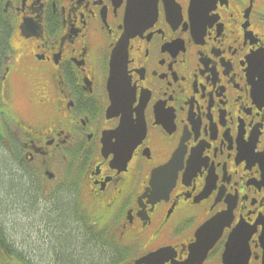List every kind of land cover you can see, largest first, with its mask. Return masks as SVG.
Instances as JSON below:
<instances>
[{"label":"flooded vegetation","instance_id":"1","mask_svg":"<svg viewBox=\"0 0 264 264\" xmlns=\"http://www.w3.org/2000/svg\"><path fill=\"white\" fill-rule=\"evenodd\" d=\"M125 7L0 0L2 147L37 199L73 191L114 264H264V0H157L120 42Z\"/></svg>","mask_w":264,"mask_h":264},{"label":"trees","instance_id":"2","mask_svg":"<svg viewBox=\"0 0 264 264\" xmlns=\"http://www.w3.org/2000/svg\"><path fill=\"white\" fill-rule=\"evenodd\" d=\"M7 31L6 21L0 11V54L5 49ZM3 151L8 156V163L0 161V210L8 203L5 212L2 210L5 215L10 212L8 206H12L11 208H18L20 217H26L27 205L31 206L33 201L37 200V181L31 175L34 171L19 164L14 154L5 151L0 143V152ZM14 169L17 173L27 176L26 182L20 181L19 186L10 179H18L12 174ZM73 194L72 190H67L42 200L48 208H45L44 214H40L43 216L40 222L44 227V235H41L39 242L46 247L43 249L45 256L50 257L47 264H114L116 252L96 236L93 227L90 228L86 224V219L81 214L80 217L77 215L74 202L72 204ZM14 210L12 209L11 214H14ZM12 260L32 264L28 253L19 250L15 240L0 222V264H11Z\"/></svg>","mask_w":264,"mask_h":264},{"label":"rangeland","instance_id":"3","mask_svg":"<svg viewBox=\"0 0 264 264\" xmlns=\"http://www.w3.org/2000/svg\"><path fill=\"white\" fill-rule=\"evenodd\" d=\"M0 161L2 163H8L7 162L8 156L6 155L4 151L0 152ZM9 166L11 168V165ZM13 171L14 173L12 174L17 176L18 179L14 180L13 178H10L11 177L10 176L9 178L11 179V181H14L15 184L18 183V186H19L20 181L21 183L26 182V179H27L26 175L17 173L15 169ZM73 202L74 200L72 201V204ZM6 205H9V204L6 203ZM6 205L1 207L4 212L7 209ZM11 207L12 206H8V210L10 211L8 215H5L4 212L0 210L1 212L0 222L6 229L10 237L15 240V243L16 245H18L19 250H25L28 253L29 258L32 259L30 260L32 264H47L48 262L47 259H50V257H48L49 255L45 256V254L43 253V249H45L46 247L45 246L43 247V245L40 244L39 240H40L41 235H44V229H43L44 227L40 222L43 216L40 214H44V210H46L45 208H48V206L42 202V199L34 200L33 205L31 206L27 205V211H25L26 217L24 216L20 217L17 212L18 208H11ZM12 209H15L14 214H11ZM20 209L22 208L20 207ZM77 215L79 216L78 213ZM14 234L17 236L16 237L17 239L15 238ZM12 264H25V263L22 261L15 260V262Z\"/></svg>","mask_w":264,"mask_h":264},{"label":"water","instance_id":"4","mask_svg":"<svg viewBox=\"0 0 264 264\" xmlns=\"http://www.w3.org/2000/svg\"><path fill=\"white\" fill-rule=\"evenodd\" d=\"M156 0H129V6L126 10V31L124 33V36L127 37L134 32H136L138 29L146 26L155 16L156 14ZM201 236H199L200 238ZM214 237L204 241L203 246L201 248L200 252H192V257L198 256L201 254H205L207 248L210 247V245L214 241ZM152 254V255H156ZM151 255V256H152Z\"/></svg>","mask_w":264,"mask_h":264}]
</instances>
